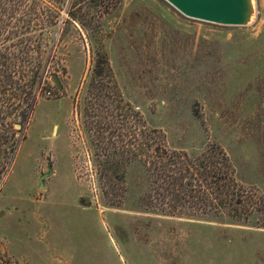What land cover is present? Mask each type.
I'll return each instance as SVG.
<instances>
[{"label": "rangeland", "instance_id": "1", "mask_svg": "<svg viewBox=\"0 0 264 264\" xmlns=\"http://www.w3.org/2000/svg\"><path fill=\"white\" fill-rule=\"evenodd\" d=\"M251 2L234 27L164 0H67L32 92L22 38L1 43L0 264H264V0ZM214 146L233 169L215 209L148 180L155 148L194 161Z\"/></svg>", "mask_w": 264, "mask_h": 264}, {"label": "trees", "instance_id": "2", "mask_svg": "<svg viewBox=\"0 0 264 264\" xmlns=\"http://www.w3.org/2000/svg\"><path fill=\"white\" fill-rule=\"evenodd\" d=\"M47 1L0 0V45L4 41L13 38H22L21 43L25 51L23 52V61L29 65L26 67V77L31 92L40 78L43 77L45 70L44 66L49 46L46 43L43 44V38L52 33L54 22L58 19L60 12L64 10L67 0ZM8 55L7 51L0 53V82L3 80L2 78H10ZM104 68L109 69L106 54H97L95 73L100 74ZM153 131L156 134L160 133L156 130ZM147 147V149L151 148V146ZM174 156L181 163V166L177 169H173L169 165V159L174 158ZM192 160L185 153L169 154L164 148H155L150 155L144 157L142 162L148 180L154 179L152 184L155 185L156 192L162 191L166 198L171 196L174 197L175 201H179L181 198L177 194L183 193L182 190L196 191L201 203H205V208L209 206V208L215 209L216 205L224 203V200H226L223 195L227 198L230 196L229 192H232V187L228 188L230 184L228 183L227 174L225 178L222 172V170H233L228 157L219 146H214L209 150L207 149L206 153L194 159V161ZM192 165H195L198 170H191L190 166ZM154 166L156 168L152 170ZM195 186L196 190H194ZM149 189H147L148 197L152 192ZM215 202L217 204H212ZM227 206H230V204Z\"/></svg>", "mask_w": 264, "mask_h": 264}, {"label": "water", "instance_id": "3", "mask_svg": "<svg viewBox=\"0 0 264 264\" xmlns=\"http://www.w3.org/2000/svg\"><path fill=\"white\" fill-rule=\"evenodd\" d=\"M187 18L223 26L246 24V0H164ZM56 88L62 89L56 74L51 76Z\"/></svg>", "mask_w": 264, "mask_h": 264}, {"label": "bare ground", "instance_id": "4", "mask_svg": "<svg viewBox=\"0 0 264 264\" xmlns=\"http://www.w3.org/2000/svg\"><path fill=\"white\" fill-rule=\"evenodd\" d=\"M247 1V11H246V22H248L253 15V9H252V2L251 0H246Z\"/></svg>", "mask_w": 264, "mask_h": 264}]
</instances>
